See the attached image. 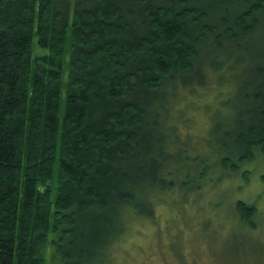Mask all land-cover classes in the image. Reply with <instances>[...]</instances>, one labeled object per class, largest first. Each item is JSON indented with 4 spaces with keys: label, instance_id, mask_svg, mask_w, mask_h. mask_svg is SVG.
Listing matches in <instances>:
<instances>
[{
    "label": "trees",
    "instance_id": "1",
    "mask_svg": "<svg viewBox=\"0 0 264 264\" xmlns=\"http://www.w3.org/2000/svg\"><path fill=\"white\" fill-rule=\"evenodd\" d=\"M200 87L220 94L208 155L184 114ZM257 149L264 0H0V264H45L48 245L107 264L131 220L200 202Z\"/></svg>",
    "mask_w": 264,
    "mask_h": 264
},
{
    "label": "rangeland",
    "instance_id": "2",
    "mask_svg": "<svg viewBox=\"0 0 264 264\" xmlns=\"http://www.w3.org/2000/svg\"><path fill=\"white\" fill-rule=\"evenodd\" d=\"M66 77L67 73L62 86V101L66 96ZM207 89L200 87L191 97L196 100L195 106L187 107L184 112L194 114L190 142L202 155L209 154L204 151L205 147L199 146L204 143L202 138L209 137V114L215 112L216 96L220 95L217 88ZM255 152L254 158L242 165L241 170H246L243 175L231 174L220 189L207 188L200 202L178 207L171 206L168 200H160L153 219L131 220L124 233L125 240L113 244L111 254L105 255L106 263L264 264V152L258 149ZM56 179L52 180L54 191L58 185ZM239 199L243 204L246 202L256 207L255 214H243L245 220L249 218L247 214L255 216V228L241 220L239 209L243 205L239 203L236 208ZM246 207L243 208L245 211ZM45 264H56L51 245L46 248Z\"/></svg>",
    "mask_w": 264,
    "mask_h": 264
}]
</instances>
